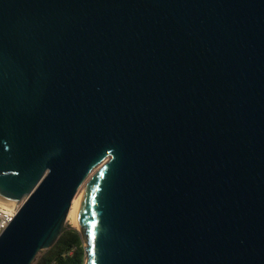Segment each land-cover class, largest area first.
<instances>
[{
  "label": "water",
  "instance_id": "obj_1",
  "mask_svg": "<svg viewBox=\"0 0 264 264\" xmlns=\"http://www.w3.org/2000/svg\"><path fill=\"white\" fill-rule=\"evenodd\" d=\"M83 186L85 264H264V0H0V264Z\"/></svg>",
  "mask_w": 264,
  "mask_h": 264
},
{
  "label": "trees",
  "instance_id": "obj_2",
  "mask_svg": "<svg viewBox=\"0 0 264 264\" xmlns=\"http://www.w3.org/2000/svg\"><path fill=\"white\" fill-rule=\"evenodd\" d=\"M86 251L79 232L65 227L57 243L35 264H85Z\"/></svg>",
  "mask_w": 264,
  "mask_h": 264
},
{
  "label": "built area",
  "instance_id": "obj_3",
  "mask_svg": "<svg viewBox=\"0 0 264 264\" xmlns=\"http://www.w3.org/2000/svg\"><path fill=\"white\" fill-rule=\"evenodd\" d=\"M23 201L14 206L0 204V236L20 210Z\"/></svg>",
  "mask_w": 264,
  "mask_h": 264
},
{
  "label": "bare ground",
  "instance_id": "obj_4",
  "mask_svg": "<svg viewBox=\"0 0 264 264\" xmlns=\"http://www.w3.org/2000/svg\"><path fill=\"white\" fill-rule=\"evenodd\" d=\"M83 191H84V186L81 187V189L77 192L76 196L74 197L71 209H70L68 217H67V222L76 228H78L80 201H81ZM0 204L8 205L2 201H0Z\"/></svg>",
  "mask_w": 264,
  "mask_h": 264
},
{
  "label": "rangeland",
  "instance_id": "obj_5",
  "mask_svg": "<svg viewBox=\"0 0 264 264\" xmlns=\"http://www.w3.org/2000/svg\"><path fill=\"white\" fill-rule=\"evenodd\" d=\"M66 227L68 228V229H71V228H73V229H77L76 227H73L70 223H66Z\"/></svg>",
  "mask_w": 264,
  "mask_h": 264
}]
</instances>
